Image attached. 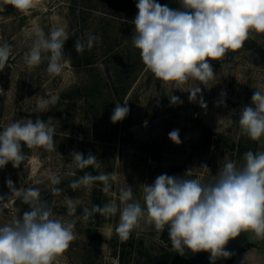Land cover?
<instances>
[{"label": "rangeland", "instance_id": "obj_1", "mask_svg": "<svg viewBox=\"0 0 264 264\" xmlns=\"http://www.w3.org/2000/svg\"><path fill=\"white\" fill-rule=\"evenodd\" d=\"M161 5L180 8L179 0H157ZM137 0H33L27 12L16 10L0 0V44L12 46L8 65L0 70V130L20 119L49 117L56 129L57 151L28 149L22 145L25 159L19 168L9 162L0 169V226L21 215L25 205L7 186L11 179L19 188H39L40 198L52 208L55 217L73 220L67 215V199L79 202L77 216L84 207L120 205L121 189H133V199L143 206V185L152 184L161 174L199 178L211 182L226 161L237 167L248 151H258V141L242 134L239 127L241 108L251 103L259 85H264V60L256 48L264 49V33L252 31L242 48L229 50L219 60H209L215 78L207 84L189 79L186 83L165 84L146 69L140 52L132 45ZM63 27L69 35L61 74L50 76L47 61L29 69L25 55L36 33L45 34ZM89 35L99 40L83 53L75 51L76 40L85 42ZM201 87L195 102L189 101L191 89ZM225 93L224 96L221 93ZM171 95L182 104H171ZM203 98L207 108L200 106ZM223 101V103H220ZM116 103H127L129 114L112 123ZM41 106L45 112H40ZM178 130L181 143H173L169 133ZM264 140V136L261 137ZM156 147L159 154L156 155ZM89 152L101 166L78 169L71 164L70 153ZM207 165V169H202ZM85 172L111 173L110 190L102 191L101 182L73 190L70 184ZM59 177L58 195L51 191V179ZM119 213L105 217L96 213L87 221L77 220L76 238L53 264H156L157 255L167 248L152 225L140 221L130 239L122 242L115 232ZM252 232H242L225 249L229 258L214 264H264V252L256 246L245 249V242L256 241ZM233 248H237L232 251ZM236 252V253H235ZM176 264H211L210 254L185 250ZM232 261L229 263V259Z\"/></svg>", "mask_w": 264, "mask_h": 264}, {"label": "clouds", "instance_id": "obj_2", "mask_svg": "<svg viewBox=\"0 0 264 264\" xmlns=\"http://www.w3.org/2000/svg\"><path fill=\"white\" fill-rule=\"evenodd\" d=\"M6 3L21 12L34 6L33 0H6ZM179 3L180 8H172L157 0H137L138 11L132 21L133 47L139 50L146 69L165 84L181 85L190 78L207 84L215 78L209 60H219L229 50L242 48L252 31L264 33V0H179ZM68 39L63 27L53 28L47 34L38 31L25 55L27 67L34 69L47 61L46 71L50 76L61 74L64 62L70 60L64 55ZM98 40L93 35L88 36L86 44L76 40L75 51L81 54L85 46L91 50ZM11 51L10 44H0V70L8 65ZM200 92L201 87L188 91L189 101L195 102ZM169 99L173 105L183 103L175 95ZM199 103L207 108L202 97ZM129 111L127 103H116L111 122L122 121ZM40 112H45L42 106ZM52 121L51 117L47 122L39 117L20 119L0 130V169L9 162L13 168L21 166L25 159L22 145L28 149L57 151ZM238 123L242 134L251 140L258 141L264 136V85H259L251 103L241 108ZM168 135L173 143H181L178 130ZM70 155L71 164L78 169L101 166L91 152L87 156L81 152ZM243 160L241 167L226 161L207 183L199 178H187L192 176L193 169L183 176L161 174L152 184L143 185V206L133 199V189L129 186L120 191L122 207L114 203L84 207L82 216L76 215L79 202L67 199V215L75 217L73 220L56 218L52 208L41 200L39 188L17 189L9 179L8 188L28 205V210L0 226V264H53L76 238L77 220L87 221L96 213L105 217L119 213L115 232L122 242L130 239L132 230L144 220L154 227L157 239L166 229L172 250L181 256L187 249L192 253H210L211 264L218 258H229L232 253L225 245L242 232L250 231L256 238L264 239V152L248 151ZM201 168L208 170L207 165ZM115 179L111 173L85 172L70 187L76 190L101 182L102 191L107 193ZM60 182L59 177L51 179L54 195L61 191L55 187ZM4 200L0 196V202Z\"/></svg>", "mask_w": 264, "mask_h": 264}, {"label": "trees", "instance_id": "obj_3", "mask_svg": "<svg viewBox=\"0 0 264 264\" xmlns=\"http://www.w3.org/2000/svg\"><path fill=\"white\" fill-rule=\"evenodd\" d=\"M67 46L70 47L71 46L70 43H69V45L67 44ZM67 46L64 45L65 49ZM256 50L259 53V55L261 56L262 60H264V49L256 48ZM253 152L256 153V151H253ZM158 154H159V150H158V147H156V155L155 156H158ZM26 210H28V205L25 204L22 206V212L20 214H22ZM159 235L167 243V248H164L157 255L158 261L156 264H176L179 260H182L183 257L172 250L171 242L169 240L167 230L165 229V231H163ZM249 246H253V244L250 242H245L243 249H245ZM201 254H202V258H205L206 252H201ZM231 261H232V258H230L228 262L230 263Z\"/></svg>", "mask_w": 264, "mask_h": 264}, {"label": "crops", "instance_id": "obj_4", "mask_svg": "<svg viewBox=\"0 0 264 264\" xmlns=\"http://www.w3.org/2000/svg\"><path fill=\"white\" fill-rule=\"evenodd\" d=\"M257 152H264V140H262L261 138H260V140H259V142H258V151ZM252 244H253V246H256V248H257V250L260 252V251H262V252H264V239H262V238H257V240L254 242V241H252L251 242ZM237 248H233V250L232 251H234V250H236ZM227 250V249H226ZM238 250V249H237ZM228 251V250H227ZM230 253H232V252H230ZM236 253V252H235ZM206 254L208 255V254H210V253H208V252H206ZM234 254V253H233ZM232 254V255H233Z\"/></svg>", "mask_w": 264, "mask_h": 264}]
</instances>
